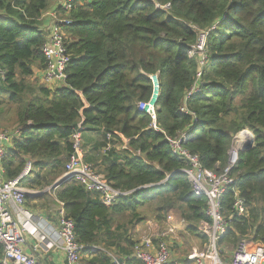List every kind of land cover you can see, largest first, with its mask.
<instances>
[{"label":"trees","instance_id":"obj_1","mask_svg":"<svg viewBox=\"0 0 264 264\" xmlns=\"http://www.w3.org/2000/svg\"><path fill=\"white\" fill-rule=\"evenodd\" d=\"M50 3L0 0V121L24 126L2 159L3 179L15 178L30 160L21 186L48 188L63 175L70 135L81 123L83 133H96L82 143L84 161L128 194L105 206L72 179L40 199L61 204L77 243L105 250L85 247L81 264H116L106 252L137 263L134 230L152 216L164 220L176 211L183 231L201 244L208 240L198 229L210 222L206 197L192 191L181 170L188 164L167 138L187 131L183 147L219 173L236 134L248 129L253 143L238 152L229 171L236 181L222 195L228 226L218 244H264V0H77L66 13L59 7L58 19L71 20L56 21L70 60L55 88L33 78L46 65L41 17ZM201 31L202 66L201 54L190 52ZM150 74L158 79L154 119L137 109L151 96ZM235 188L246 203L241 215L232 209Z\"/></svg>","mask_w":264,"mask_h":264},{"label":"built area","instance_id":"obj_2","mask_svg":"<svg viewBox=\"0 0 264 264\" xmlns=\"http://www.w3.org/2000/svg\"><path fill=\"white\" fill-rule=\"evenodd\" d=\"M76 1L61 0L57 7H60L66 13L74 7ZM56 10L50 13L52 21L47 27L46 41L41 48L46 58V65L43 69H35L33 76L49 88L60 87L63 84L65 68L70 60L64 45L66 35L56 24V21L69 23L71 20L66 18L58 19L59 12ZM206 36L207 33L201 31L197 43L191 46L194 54H201L200 64L202 65L206 59ZM199 75L200 73H198ZM149 77L152 81L151 96L146 101H139L137 109L147 113L154 119L155 101L158 96V79L157 74H150ZM198 91L199 88L194 89V93ZM26 124L30 125V122ZM23 127V125H16L9 131L0 129L1 263L44 264L39 256L37 244H31V252L25 251L29 238L37 239L36 233L41 231L43 233L41 237L49 240L50 247L63 255L64 264H81V260L86 253L84 251L85 247H88L91 253L105 250L94 245L83 246L77 243L74 238L73 222L64 218L62 209L59 210L56 226H49L42 218L36 217L32 208L26 203V193L35 194L40 191L29 190L21 186V181L32 170L31 161L27 160L25 162L21 172L15 178L5 180L2 177V159L5 157L8 147L11 146L12 139L19 136ZM83 131L84 127L81 123H78L70 135L71 153L66 160L64 173L61 177L66 178V181L72 179L78 181L86 190L98 193L101 203L105 206H110L120 196L128 194L129 191L114 188L106 181L101 172H98L90 163L84 161L82 148ZM239 133H242L237 136L239 142L243 143L253 138L252 132L248 129ZM187 135L189 134L185 131L173 138H167V140L172 153L188 164L187 167L181 170L185 173L192 191L197 195L206 197L205 215L210 219V222L201 221L198 224V229L207 236L208 240L204 243L203 249H193L186 256L174 257L173 249L170 248L169 242L177 229V225L170 224L164 231L150 233L148 236H143L140 241H137L131 253V257L137 263L131 264H264V244H249L247 241L242 240L233 249L229 259L221 256V251L218 247L219 238L224 234L228 226V220L221 212L222 195L227 187L234 185L236 181V177L229 174L238 157L236 145L232 147L233 142L229 150L230 159L228 160V166L222 172L216 173L204 168L198 156L183 147L182 143ZM232 209L237 215L244 214L246 210L245 200L239 196L236 188L234 189ZM177 224L183 226L184 220L181 218L180 223ZM106 253L116 264H126L122 258L117 257L114 253Z\"/></svg>","mask_w":264,"mask_h":264},{"label":"rangeland","instance_id":"obj_3","mask_svg":"<svg viewBox=\"0 0 264 264\" xmlns=\"http://www.w3.org/2000/svg\"><path fill=\"white\" fill-rule=\"evenodd\" d=\"M54 1L51 0L50 5L48 6L47 10H50L54 6ZM192 54H194L193 50H190ZM202 66V64H200ZM34 78V77H33ZM56 86V85H54ZM16 124L12 119H7V120H1L0 121V129L1 130H11V128H14ZM239 136L242 133H238ZM238 134L236 135L234 139V143L232 147H235L236 141L239 140L237 137ZM254 137V136H253ZM230 159V155H229ZM28 204L33 207L35 206V203H31V199H28ZM44 205V214L45 217L48 218L50 221H54V219L57 217L59 210V205L57 202H54L53 200L47 199ZM41 207V204L39 205ZM53 213L55 218L52 216ZM149 216H152L149 214ZM148 216V217H149ZM181 217L176 211H169L167 215L165 216V219L163 220H156L155 216L149 217L146 220H144L142 223H140L134 230L133 237L137 240L140 241L143 236H148L150 233H155L157 231L161 232L164 231L168 225L170 224H175L177 225V229L175 233L173 234L172 239L170 240V244L173 246V255L174 257H182L188 255L193 249L201 250L204 248V243L201 244L197 238L191 236L188 234L186 231H183V226L180 223ZM55 223V222H53ZM32 240V238H29L28 243ZM219 250L221 251V256L224 257L225 259H229L233 249H231L229 246L223 245H218ZM0 264L1 263V257H0Z\"/></svg>","mask_w":264,"mask_h":264},{"label":"crops","instance_id":"obj_4","mask_svg":"<svg viewBox=\"0 0 264 264\" xmlns=\"http://www.w3.org/2000/svg\"><path fill=\"white\" fill-rule=\"evenodd\" d=\"M61 2V0H55L54 1V6L50 9V10H47L43 13L42 17H41V21H42V25H43V29L45 31H47V27L49 25V23L52 21V17L50 16V13L55 10V8H57V6L59 5V3ZM96 133L94 132H84L82 137H83V143L85 140L87 141H92L96 138ZM124 142H127L126 139H123ZM38 197L37 200L35 199V197H31V203H35L32 208V210L34 211L36 217H40L42 218L47 224H49V226H56L57 223H58V215L57 217L55 218L54 214H52V216L55 218L53 222L48 220L47 217H45V214H44V205H42L43 203H45V200L43 199H40L41 195L40 196H36ZM58 203V202H57ZM38 204L40 205L41 204V207L38 206ZM59 205V208L57 210L60 209L61 207V204L58 203ZM43 235V233L40 231L38 233H36V236H37V239H33L28 243V245H26L25 247V251L26 252H31V244H37L38 245V253H39V256L41 258V260L43 261H46V260H49L51 261L53 264H64V257L63 255L60 253H57V250L56 249H52L50 247V244L48 243L49 240L47 238H42L41 236ZM45 264V263H44Z\"/></svg>","mask_w":264,"mask_h":264},{"label":"water","instance_id":"obj_5","mask_svg":"<svg viewBox=\"0 0 264 264\" xmlns=\"http://www.w3.org/2000/svg\"><path fill=\"white\" fill-rule=\"evenodd\" d=\"M75 127H77V124L75 125ZM252 143H253V138L251 140L249 139V140H247V141H245L243 143L242 142H236L237 152H240V151H243L245 149H248L251 146ZM175 172H177V171H175ZM175 172H173V173H175ZM173 173H171V174H173ZM64 182H66V178L61 177V178L57 179L55 182H53L48 188L44 189L43 191H40V192L35 193V194L26 193V196L27 197L40 196L44 191H47V190H49L51 188H56L57 186L61 185Z\"/></svg>","mask_w":264,"mask_h":264},{"label":"clouds","instance_id":"obj_6","mask_svg":"<svg viewBox=\"0 0 264 264\" xmlns=\"http://www.w3.org/2000/svg\"><path fill=\"white\" fill-rule=\"evenodd\" d=\"M76 4V3H75ZM58 8V7H57ZM57 8H55V9H57ZM60 16H62V13L61 12H59L58 13V17H60ZM47 32V31H46ZM253 134V133H252ZM254 138V137H253ZM83 139V138H82ZM59 213V212H58Z\"/></svg>","mask_w":264,"mask_h":264},{"label":"bare ground","instance_id":"obj_7","mask_svg":"<svg viewBox=\"0 0 264 264\" xmlns=\"http://www.w3.org/2000/svg\"><path fill=\"white\" fill-rule=\"evenodd\" d=\"M239 135V134H238ZM239 142V141H238ZM232 155H233V152H232Z\"/></svg>","mask_w":264,"mask_h":264}]
</instances>
